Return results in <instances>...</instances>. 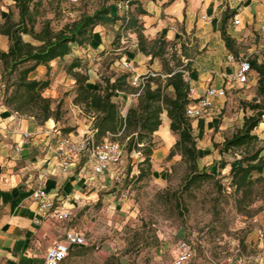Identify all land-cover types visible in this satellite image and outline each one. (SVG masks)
Listing matches in <instances>:
<instances>
[{"label": "rangeland", "instance_id": "obj_1", "mask_svg": "<svg viewBox=\"0 0 264 264\" xmlns=\"http://www.w3.org/2000/svg\"><path fill=\"white\" fill-rule=\"evenodd\" d=\"M119 1L123 0H33L37 12L36 30L49 22L53 30L59 31L66 24L82 16H91L101 8L109 9ZM135 4L136 0L132 1L129 9L119 11L121 16L104 25L102 36L109 37L110 41L106 51L98 54L107 55L98 63H83V69L96 67L97 74H122L119 71L121 58L136 48L142 50V45L159 58L161 72L189 69L185 60L197 54V49L187 44L176 47L171 42H140L142 30L136 19L138 8H133ZM2 7L18 20L12 0H0V13ZM31 40L35 45L39 44ZM193 41L195 43L196 38ZM185 43L191 44L192 40L187 37ZM72 48L81 52L79 46L72 45ZM65 60L71 61L69 57ZM65 60L59 61L57 74L38 76L39 81L50 83L43 96L52 100L55 121L63 136L70 132L77 135L81 127L93 122V115L75 104L77 87L72 88L73 85L65 81L56 84L59 75H65L66 79L73 76L67 74ZM6 83L0 62V100L3 105L10 97V93H5ZM52 91L57 93L54 98ZM254 95L261 102L258 91L254 94L242 92L233 101L226 102L223 115L230 118L232 130L225 140H230L243 128L248 116L256 114L251 109L255 104L251 101ZM242 96L250 99H241ZM119 108L124 110V104L119 103ZM40 114V108L24 106L20 115L34 116L41 122ZM252 134L258 139L243 148L223 152L225 142L212 143L211 157L198 164V172L214 177L203 178L192 185L186 184L190 171L181 156L172 160L164 158L148 169L139 150H128L129 138L125 134H111L113 140L124 146L123 161L114 177L103 182L107 186L100 189L97 201L76 211L72 225L85 235V245L72 248L62 264H171L183 241L192 244L193 262L199 264H249L255 260L261 252L260 237L264 236V171L261 174L253 172L241 188L234 185L231 174L239 160L258 150H262L260 158L264 162V117ZM153 142L156 150L164 147L160 140ZM141 171H145L144 176L140 175Z\"/></svg>", "mask_w": 264, "mask_h": 264}, {"label": "crops", "instance_id": "obj_2", "mask_svg": "<svg viewBox=\"0 0 264 264\" xmlns=\"http://www.w3.org/2000/svg\"><path fill=\"white\" fill-rule=\"evenodd\" d=\"M136 2L133 8H138L136 19L142 30L140 36L142 44L171 42L176 47L187 44L190 48L198 50L197 54L185 60L189 69L181 71L184 73V80L194 90L193 95L188 96L190 104L202 98L208 88L225 92L223 96L215 99V108L207 116L190 119L192 134L199 151L197 161L199 164L205 158L207 160L211 157L212 143L225 142V138L230 135L231 120L223 115L226 102L233 101L234 97L241 95L242 92L254 94L258 91L260 77L253 67L246 84L238 83L234 77L243 58L248 59L251 64L256 63L258 66L264 64V33L260 32V28L264 27V0H136ZM13 3L15 5L12 0ZM109 10L110 17L121 16L114 4ZM11 13L2 7L0 26ZM235 17L240 20L237 26L233 24ZM103 30L104 25L95 27L90 43L82 48L79 46L80 53L72 48L71 53L65 57H69L71 61L64 58L65 67L76 58L82 64L91 63L87 55L97 56L100 62L101 57H105L107 53L102 56L98 53H104L110 41L109 37L102 36ZM187 37L192 40L191 44L185 43ZM23 39L35 45L30 36L23 35ZM9 46V38L0 33V51L7 52ZM230 57H233L235 62L231 61ZM60 60L50 63V71L46 66H39L30 75L31 79L38 80L40 74H57ZM158 60L151 50L142 45V50L136 48L121 58L119 71L122 74H97L96 67L88 70L76 69L74 72L87 76L85 85L91 91H100L107 80L113 84L127 76L123 89L116 91L113 98L118 108L119 103L124 104L125 109L119 108V111L122 117H126L128 110L137 106L139 100L131 97L134 92L130 85L132 77L154 73L156 76L149 79L151 88H161L169 95L174 93L173 88L167 86V81L177 71L161 72L162 65ZM124 61L131 64L133 71L129 72L123 68ZM72 75L68 79L65 75H59L56 84L65 81L66 84L73 85L72 88L77 87L74 74ZM51 93L53 98L57 95L56 91ZM241 99L250 97L242 96ZM251 99L255 104L260 103V98L256 95ZM76 105L84 107L83 104ZM91 114L93 122H90V126L81 127L77 135L70 132L66 136L81 138L96 130L94 125L96 115ZM243 116L245 117V114ZM249 117L251 116L247 118ZM161 120L162 125L154 134L153 141L157 139L164 142V147L161 150L154 149L151 156L152 167L164 158L170 159L169 155L179 140V136L171 131L172 121L166 111L161 115ZM26 134L30 137H25ZM61 135L54 119L38 122L33 117L22 116L12 112L5 105H0V264H45L48 250L57 242H65L63 239L65 230L72 228L79 231L72 225L76 211L97 201L98 192L107 186L103 184L105 179L108 177L112 179L119 171L118 167L102 179L95 178L90 171L82 172L80 166H70L66 172L62 171L58 166L59 159L55 155L57 140ZM175 156L181 155L176 153ZM39 187L44 188L46 196L53 200L58 208L72 213L70 222L59 223L51 218H44L38 212V203L34 200L33 193ZM37 220L39 223H36ZM259 244L261 252L249 264H264V236L260 237ZM190 264L199 263L194 261Z\"/></svg>", "mask_w": 264, "mask_h": 264}, {"label": "trees", "instance_id": "obj_3", "mask_svg": "<svg viewBox=\"0 0 264 264\" xmlns=\"http://www.w3.org/2000/svg\"><path fill=\"white\" fill-rule=\"evenodd\" d=\"M13 1L18 11V20H14L11 13L6 22L0 26V33L6 35L10 41L9 50L0 51V62L7 82L5 93H10L4 105L18 114H23L24 106L37 107L41 110L39 118L41 122L49 119L57 120L55 111L51 107L52 100L43 96L50 85L49 81L32 80L30 75L42 65L50 71V63L68 56L72 51V45L83 47L89 44L95 27L113 21L110 17L111 12L109 9L101 8L91 16H82L73 23L66 24L59 31L53 30L50 23L46 22L37 31V12L33 0ZM23 35L30 36L39 44L25 42ZM252 67L259 73L258 93L261 102L251 106L256 114L247 118L243 128L230 140L225 141L223 152L231 148H243L258 139V136L253 135L252 132L260 126L264 117V64L258 66L252 63ZM81 68L83 64L76 58L66 66V71L74 74L76 79L75 103L83 104L90 113L96 115L94 125L97 130L95 135L97 141L102 140L107 134L120 132L125 134L129 138L128 150L130 152L133 149L139 150L144 155V164L149 169L152 167L151 156L155 149L153 136L162 125L161 115L166 111L172 121L171 131L179 136L169 158L171 159L176 153L182 156L190 171L186 184L192 185L203 178L214 177L198 172L199 151L192 134L191 120L186 114L190 105L188 99L190 87L184 80L182 72L173 73L167 81V86H171L174 90L173 96L165 93L161 88L152 89L148 81L137 106L131 107L126 117H122L113 98L116 91L123 89L127 76H123L113 84L107 80L100 91H91L85 85L87 76L74 72ZM18 103L23 104L18 105ZM261 152L262 150H258L252 156L239 160L231 169L233 182L237 188L245 185L253 172L261 174L264 171ZM144 173L145 171H141L140 175L144 176Z\"/></svg>", "mask_w": 264, "mask_h": 264}, {"label": "built area", "instance_id": "obj_4", "mask_svg": "<svg viewBox=\"0 0 264 264\" xmlns=\"http://www.w3.org/2000/svg\"><path fill=\"white\" fill-rule=\"evenodd\" d=\"M132 1L134 0L119 1L115 4V7L118 11L129 9V4ZM233 24L239 25L240 20L235 17ZM260 32L264 33V27L260 28ZM87 59L91 63L99 61V58L95 55H87ZM229 59L235 62L233 57ZM122 64L125 70L129 72L133 71L130 63L124 61ZM251 71V62L243 58L240 61L239 70L234 79L238 83L246 84ZM155 76L154 73H148L132 77L130 85L134 89V92L131 94V97L139 98L146 89L149 79ZM193 93L194 90L190 88L189 96L193 95ZM224 94V90L208 88L202 98L187 107V117L189 119H198L207 116L215 108V99ZM0 105H2L1 100ZM96 133V130H92L81 138L72 135L60 136L57 140L55 155L59 159L58 166L62 171L66 172L70 166H80L82 172L90 171L95 178L102 179L120 167L124 156V146L118 141L113 140L111 134H108L105 139L98 142L95 136ZM25 137H30V135L26 134ZM33 198L38 203V212L44 218H51L59 223L71 221L72 213L69 210L58 208L56 203L46 196L43 187L36 189L33 193ZM36 223H39V221L37 220ZM63 239L65 242H57L48 250L45 264H62L72 248L85 245V235L72 228L65 230ZM194 257L195 252L192 244L183 241L179 244L177 258L171 264H190L193 262Z\"/></svg>", "mask_w": 264, "mask_h": 264}]
</instances>
